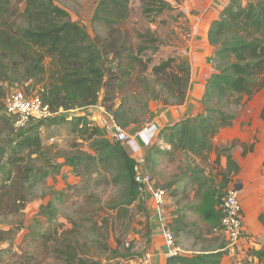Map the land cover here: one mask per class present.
<instances>
[{"label": "trees", "instance_id": "trees-1", "mask_svg": "<svg viewBox=\"0 0 264 264\" xmlns=\"http://www.w3.org/2000/svg\"><path fill=\"white\" fill-rule=\"evenodd\" d=\"M21 2L24 4L22 8L13 0H0V107L4 106L8 95L4 82L20 85L31 80L43 104L56 113L51 118L53 122L59 120L62 110L69 113L74 109L86 110L102 105L113 113L117 123L128 130L144 121L143 115L150 112L149 101L160 98L154 93L152 81L166 78L163 85L171 96L178 99L177 105L185 102L191 79L190 67L187 63L178 65L181 71H176V57H158L163 44L150 29L139 33L145 38L138 45L124 40L102 46L56 0ZM142 9L147 17L155 18L173 6L166 0H143ZM130 15V0H99L93 19L106 27H114L124 23ZM208 40L215 47V72L208 80L202 101L206 103L216 96L220 104L223 97H229L239 105L244 96L252 98L264 88V0H230L211 23ZM144 71L148 73L144 74ZM108 80L121 91L134 81L143 91L123 94L120 103L115 104L107 94ZM142 92L150 95L144 97ZM236 117L234 112L219 106L205 107L197 115L165 127L159 133L163 143L154 144L145 154V166L154 177L160 157L170 161L178 156L189 159V173L176 175L164 187L175 196L181 191L182 183L186 184L189 179L194 196L186 210L202 214L213 228L222 227L218 205L239 171V164L231 154L232 147H215L214 138L223 128L233 125ZM65 119L74 134L91 142L89 152L79 151L68 157L66 164L75 171L83 164L86 175L100 170L109 174L104 181L118 187V198L110 206L117 217L126 216L130 206L135 205L149 218V208L139 195L135 179L136 160L128 147L110 139L105 130L86 114L61 117V120ZM45 121L32 118L5 134L10 149L6 153L5 148H1L5 159L0 163V217L22 210L38 175L42 178L49 172L44 170L39 174L43 169L35 165L33 157L43 151L41 126L48 123ZM250 150L252 146L245 145L243 155ZM213 152L217 154L214 161L217 166L221 165V156H227V167L218 173L222 176L219 185L216 177L207 175L200 165L208 164ZM33 175L36 176L34 179ZM56 212V208H52L42 215L52 222ZM180 221L183 219L179 214L176 222ZM261 221L264 223V214ZM59 227L57 224L56 232ZM14 234V229L0 227V246L10 242ZM54 238L47 232L42 233V245L46 246ZM223 249L224 246L206 249L192 256L177 252L168 258L167 264H221ZM11 250L0 247V256ZM254 255L263 259L264 248L255 251ZM78 264L88 262L80 259Z\"/></svg>", "mask_w": 264, "mask_h": 264}, {"label": "rangeland", "instance_id": "rangeland-1", "mask_svg": "<svg viewBox=\"0 0 264 264\" xmlns=\"http://www.w3.org/2000/svg\"><path fill=\"white\" fill-rule=\"evenodd\" d=\"M166 1L173 6V9H169L155 18H150L143 13V0H130V17L120 25L106 27L96 23L93 19L99 0H56L57 4L68 10L71 18L83 25L92 38L102 46L108 42L124 40L129 44L138 45L145 38L140 37L139 33H145L150 29L163 44L158 57H176L177 62L174 67L176 71L180 70L178 65L185 66L187 63L190 67L191 79L188 91L191 89L190 94L192 95L199 69L201 71L205 69V75L202 72L204 77L201 78L203 79L206 77V73L210 76L212 71L215 72L214 48H209L211 57H205L207 64L204 65L200 61V56L197 57L193 47L197 36L202 32L200 24L207 21L208 13L215 9L219 10L220 6L215 4L216 0ZM13 3L20 8L24 6L21 0H13ZM139 71L142 72L140 69ZM143 73L148 72L144 71ZM209 76L204 83L205 86ZM165 81H167L166 78H162L159 81L151 82L156 91L154 93L160 98L156 101H149L150 112L143 115L144 121L137 127L128 129V132L135 134L145 125L158 122L160 120L158 116L161 115L160 110L164 109V106L178 104V99L171 96L163 85ZM196 84L202 85L203 83L196 82ZM108 85L107 94L115 104L120 103L123 94H137L143 91V88L134 81L123 91L118 90L111 80ZM3 86L8 94L13 87L18 85L4 82ZM35 92L38 93L37 90ZM146 94L150 95L149 92H142L144 97ZM218 101L216 96L206 100V103L199 101L201 111L205 107L218 106L234 113L241 109L233 102V98L223 97L220 104ZM3 103L6 106L5 99ZM133 104L137 105L135 102ZM4 106L0 107V163L5 159L1 148L4 147L6 153L10 149L5 134L17 126L16 123H13L14 117L7 113ZM99 107L101 105L86 110L74 109L69 113L62 110L59 113L58 121L53 122L51 119L53 117H50L45 121L48 123L41 126L43 151L39 156H33L34 163L43 169L39 171V174H42L44 170L49 172L42 178L38 175L22 210L0 217V227L15 230L13 239L0 246L12 249L11 252L0 256V264H78L80 259L86 260L88 264H141L143 258L150 254L149 249L153 241V222L149 203L146 202L150 213H148L149 218L146 212L137 209L135 205L130 206L126 216L119 218L116 216V211L110 209L113 201L118 198V187L104 181V177L109 178V174L100 170L99 173L86 175L83 164L76 171L72 166L66 164L67 158L79 151L89 152L91 142L74 134L67 119L61 120V117L86 114L96 124L101 125L95 110ZM140 112L142 114V110ZM68 119L71 118L68 117ZM188 163L189 159H186L185 156H178V159L168 160L162 165L159 163L155 168L157 185L165 188L168 183L174 180L175 174L189 173ZM200 165L204 167L207 175L216 177V184L219 185L222 180V176L218 174L219 166L216 171L210 166V162ZM34 177L36 176L33 175V179ZM182 184L184 185V183ZM188 184L186 182L185 185ZM193 189L194 187L189 188L188 186L175 196L169 194L167 198V209H171L168 212L169 222L171 213H177L176 210H179L183 222H178L177 227H181L187 221L191 223L188 235H183L182 239H180V234L175 235V245L180 243L188 250L199 251V253L206 249L215 250L224 246L221 264H264V258L260 259L254 255V252L263 249L264 245L256 248L258 241L254 240L253 249L247 253L229 252L225 249L226 239L221 229L213 228L202 214L187 212L186 207L192 202L194 196ZM52 208L57 210L56 217L52 222H49L42 213L48 212ZM57 224H60V230L56 232ZM45 232L55 237L46 246L42 245L44 241L41 239V234Z\"/></svg>", "mask_w": 264, "mask_h": 264}, {"label": "crops", "instance_id": "crops-1", "mask_svg": "<svg viewBox=\"0 0 264 264\" xmlns=\"http://www.w3.org/2000/svg\"><path fill=\"white\" fill-rule=\"evenodd\" d=\"M229 2L230 0H216L215 4L220 6V11L215 9L213 12L208 13L206 17L207 21L204 24H200L202 26V32L197 36L193 49L197 57L200 56V61L204 65L207 64L206 58L211 57L208 51L209 48H214L215 53V47L211 46L208 40L209 28L211 23L219 17L221 9ZM202 72L205 75V69L203 71L199 69L192 95L190 94V89L187 94V100L183 104L172 106L163 105L165 108L160 110L161 115L158 116L160 120L158 122L155 121L159 126V133L165 127L173 126L182 119L193 117L201 112L199 101H202L205 94L207 84L205 86L204 83L209 76L206 73V77L204 79L201 78L203 76ZM213 72H211L209 79ZM196 82L203 84L197 85ZM239 106L241 109L235 113L237 116L235 122L233 125L223 128L217 134L214 138V145L215 147H232L231 154L239 164V171L233 176V181L230 182L229 188L235 187L238 189L244 205L245 226L249 232L256 236L258 241L256 245L258 247L256 248H259L264 245V223L261 221V215L264 214V88L252 98L244 96ZM156 143H163L159 135L155 141ZM245 145L252 146V150L248 151L246 155H243ZM163 147L169 148L170 146L164 145ZM216 159L217 154L213 152L209 162L211 163L210 166L217 171L218 166L214 164ZM167 162V158H159L161 165ZM226 167L227 156L222 155L219 170L225 169ZM178 174H175V176ZM187 182L189 183L188 185L182 184L181 192L188 186L189 188L193 187L190 180ZM192 193L194 194V189ZM148 203L153 222V241L149 249L151 264H167L168 258L170 257V247L165 243L164 224L154 201L151 199ZM170 210L167 209V212ZM176 211L177 213H171L170 227L174 230L175 235L180 234V239H182L183 235L190 233L188 231L191 223L187 221L181 227H177L176 221L179 219V210ZM175 247L183 255L192 256L193 253H199V251L188 250L180 243H177Z\"/></svg>", "mask_w": 264, "mask_h": 264}, {"label": "built area", "instance_id": "built-area-1", "mask_svg": "<svg viewBox=\"0 0 264 264\" xmlns=\"http://www.w3.org/2000/svg\"><path fill=\"white\" fill-rule=\"evenodd\" d=\"M34 90L36 91L32 87V81L27 80L13 87L6 96V111L9 115L15 117L17 126L26 124L32 118L47 119L56 114L52 113L48 106L43 104L39 94ZM95 110L101 121L100 126L105 130L107 136L126 145L129 153L135 158L134 171L139 195L145 202H149L152 199L156 204L164 224L165 243L170 247L169 255H174L178 251L175 247V234L170 229L167 212V198L170 193L168 189L157 185L156 178L145 166L146 150L155 144L159 135L158 124L151 122L135 134H131L117 123L111 111L102 105L99 108H95ZM218 209L222 213L221 230L226 239L225 249L232 253L237 251L247 253L251 251L253 245H255L254 240L257 241V238L245 226L244 205L237 188H228L218 205ZM141 264H151L150 254L143 258Z\"/></svg>", "mask_w": 264, "mask_h": 264}]
</instances>
